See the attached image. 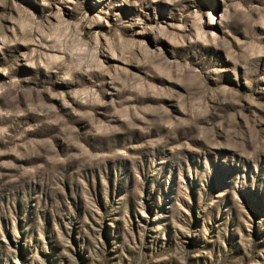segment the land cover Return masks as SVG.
Wrapping results in <instances>:
<instances>
[{
  "label": "rangeland",
  "instance_id": "1",
  "mask_svg": "<svg viewBox=\"0 0 264 264\" xmlns=\"http://www.w3.org/2000/svg\"><path fill=\"white\" fill-rule=\"evenodd\" d=\"M15 2L41 20L58 5L69 22L87 13L115 28L140 18L145 27L164 25L170 32L182 13L211 11L219 20L226 7L225 0H140L139 6L134 0H77L79 7L51 0V9L40 0ZM241 2L264 7V0ZM8 14L16 15L12 0H0V15ZM0 23L11 37V21ZM184 23L187 30L177 36L192 33L191 22ZM139 28L121 31L162 51L173 75L190 65L199 79L185 87L147 75L135 61L101 55L109 71L128 68L130 82L152 83L174 97L144 98L108 75L74 72L70 82L60 78L63 68L46 73L29 67L22 53L37 61L54 54L44 43L0 48V68L6 69L0 72V109L13 113L0 117V128L7 129L0 134V264H264V57L249 59L244 50L264 46V29L235 20L223 27L205 23V31L220 37L219 47H176L152 33L138 35ZM82 31L85 40L91 32L111 33L106 24ZM92 88L106 105L67 95ZM198 91L208 93L207 114L174 131L164 128V110L166 118H189L177 98L184 96L188 106L201 98ZM52 93L66 94L73 107ZM113 103L128 108L132 124L144 131L115 114ZM93 123L109 131L96 134Z\"/></svg>",
  "mask_w": 264,
  "mask_h": 264
},
{
  "label": "clouds",
  "instance_id": "2",
  "mask_svg": "<svg viewBox=\"0 0 264 264\" xmlns=\"http://www.w3.org/2000/svg\"><path fill=\"white\" fill-rule=\"evenodd\" d=\"M64 2V0H61ZM125 3L128 0H124ZM139 6L140 0H134ZM160 0H152V3H159ZM167 4H178L182 0H163ZM73 5L77 4V0H70ZM226 7L224 12L220 14L219 20L211 11L200 12L193 10L191 12L182 13L180 20L181 23L173 24L170 27L177 31H186L188 25L184 23L185 20L191 22L192 33L187 36H177V31H169L168 27L164 25H151L148 27L144 26L143 20L137 18L134 23L124 24L119 22L114 28L103 16L97 15L94 20H90L87 13H83L78 20L69 22L64 19L62 11L59 6H56L55 11H50L44 18V20L38 19L32 13H25L19 6L16 5L15 0H12V8L15 10L16 15H0V21L9 20L11 21V27L8 31L12 33L9 37L4 29V25L0 23V48L11 46L17 43L20 44H39L44 43L45 47L54 50V54L48 55L43 59L36 60L33 56L28 53H22L27 65L33 69L43 68L46 73L51 71H57L61 68L65 69L62 76L60 77L64 81L74 82L73 73H81L83 75H89L91 73H100L101 75H108L114 81H119L124 88L130 89L131 92L136 93L139 97L147 98L151 96L154 99H173L172 95H169L163 89L158 88L156 85L149 83L145 87L144 81H132L130 82L127 78L132 75L128 68H123L118 65L114 66L115 73L109 71L105 65L104 60L101 59V55H106L113 60L123 61L124 64H129L135 61L137 67L143 68L147 75H155V77L166 79L170 82L189 86L199 79L198 70H193L190 65H186L185 69L177 68L175 75H173L166 67L165 59L162 51L149 49L146 42L136 41L124 36L121 31V27L134 28L136 25H140L138 35H145L152 33L154 39L164 38L171 45L176 47H187L188 44L196 45H216L219 47L218 41L220 37L215 31H205L204 25H216L219 23L222 27L226 24H231L234 20L246 26L259 27L264 29V7L250 6L245 7L241 0H233L231 6H227V0H225ZM42 7L51 9L53 7L51 0H40ZM254 13V15H253ZM51 17V18H49ZM206 17V20H205ZM46 21V22H45ZM55 21V22H54ZM95 24H106L111 30L110 34H102L99 32H91L88 40H85L82 29L84 27L93 29ZM227 31V29H226ZM101 37L103 43L101 42ZM224 46L228 47V42L224 41ZM248 53L249 59H257L264 57V46H257L256 48H245ZM231 58V57H229ZM215 71V70H213ZM0 72L6 74V69L0 68ZM247 73V69H246ZM89 78H91L89 76ZM264 79V76L260 77ZM18 81L13 79L11 81L12 89L14 90ZM245 83L251 87V81L245 79ZM226 91L221 89V92ZM5 90L0 88V97L4 96ZM52 95L60 99L66 107L72 108V103L67 99L66 94L60 93ZM67 95H70L73 100L81 104H92V105H106L107 102L100 98L99 93L95 88L88 90L75 89L70 90ZM201 98L196 100L191 105L186 106L185 97L179 96L178 106L181 112L185 113L189 118L176 117L175 119L166 118L170 116L168 110L165 109V118H161L160 123L169 131H174L182 126H187L193 121L207 114L203 97L207 96L208 93L197 92ZM12 100L16 97L12 96ZM212 99H216L215 93L212 94ZM239 103V101H236ZM115 110V114L119 115L120 118L127 122L130 127L139 128L140 131H144L139 125H133L128 115V108H118L115 104H112ZM31 108V105H29ZM35 111V109H32ZM148 112L149 109H144ZM13 113L5 112L0 109V117L10 116ZM17 115H23V112L16 113ZM136 117L141 121L145 120V116L141 112H135ZM221 127L223 124L221 123ZM93 128L96 134H101L108 129L93 123ZM7 131L5 128H0V134ZM202 138V137H200ZM79 146V145H77ZM15 151V149H13ZM4 153L0 152V155Z\"/></svg>",
  "mask_w": 264,
  "mask_h": 264
}]
</instances>
